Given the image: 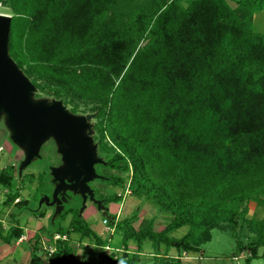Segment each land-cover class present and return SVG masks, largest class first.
Instances as JSON below:
<instances>
[{"label": "trees", "instance_id": "obj_1", "mask_svg": "<svg viewBox=\"0 0 264 264\" xmlns=\"http://www.w3.org/2000/svg\"><path fill=\"white\" fill-rule=\"evenodd\" d=\"M0 6L11 16L9 56L37 89L34 98L95 115L97 156L116 171L102 181L121 190L109 196L93 190L110 216L102 219L113 229L108 237L78 216V206L66 205L67 228L51 232L47 247L42 228L35 232L23 244L26 264H184L221 224L238 244L246 238L238 245L245 264L264 261V34L253 28L264 0H0ZM16 172L11 164L0 169L4 208L26 205L22 184L14 188ZM48 175H27L43 189L38 197L51 192ZM127 196L140 200L132 213L109 214L107 206ZM145 202L170 215L162 230L154 228L156 216L134 227ZM250 202L256 209L248 218ZM184 227L183 236H171ZM23 236V227L6 228L0 218L2 244ZM77 248L94 261L76 259Z\"/></svg>", "mask_w": 264, "mask_h": 264}, {"label": "water", "instance_id": "obj_2", "mask_svg": "<svg viewBox=\"0 0 264 264\" xmlns=\"http://www.w3.org/2000/svg\"><path fill=\"white\" fill-rule=\"evenodd\" d=\"M10 21V15L0 14V119L5 121L12 143L23 152L18 174L41 158L42 145L52 139L60 165L49 167L51 184L55 187L51 197H41L39 207L42 203L54 207L55 217L63 211L69 192L82 199L79 216L88 198L102 217L110 218L89 187L92 181L104 178L95 171L96 165H105L97 156V145L93 141L91 121L95 115H75L60 100L34 98L37 89L8 53Z\"/></svg>", "mask_w": 264, "mask_h": 264}, {"label": "rangeland", "instance_id": "obj_3", "mask_svg": "<svg viewBox=\"0 0 264 264\" xmlns=\"http://www.w3.org/2000/svg\"><path fill=\"white\" fill-rule=\"evenodd\" d=\"M230 5L234 6L233 3H230ZM8 13V9L0 6V14L8 15ZM253 28L256 32L264 34V10L261 13L255 14ZM52 142L54 143L52 139H49L42 145L39 152L40 155H42L41 158L33 161L30 166L23 170L22 181H20V178L18 177V172H16V175L18 174V176L14 180V188H17L19 184H22L24 190H21L20 198L26 201V205L4 208L2 203L6 197L5 193L3 192L5 190L0 187V218L3 220L4 226L9 228L15 224H19L20 227L24 228V236L20 240L14 242L12 245L7 246L0 242V264H26L29 260L30 253L29 251L25 250L23 244H26L28 239H30L35 232H39V230L42 228L44 231L41 235L42 246L47 247V241L50 238L51 232L57 231L58 229L62 231L67 228L70 223V215L64 218L61 216V212L60 214H57L55 217H53L55 208L48 207L45 203H43V206L39 207V200L41 197H38L36 193H39L40 195L43 189L36 188L38 185L36 180H34L33 183H29V181L26 180L28 179L27 175L29 174H33V176L37 177L38 174L45 173L46 177H49L48 170L49 166H51L50 164L55 165L59 161L55 153L56 146H53ZM0 147L2 148V152H0L1 165L4 167L10 164L14 165L18 171L20 162L24 158L23 152H21L19 147L14 145L10 140L9 131L3 118L0 119ZM17 155L18 157H16ZM95 171L97 174H100V176L116 173V171H111L108 167L103 165H96ZM91 186L93 187L92 190L95 189L99 196L114 195L121 191L119 188L108 185V182L102 181V179L94 180L91 182ZM47 189L48 190H45L50 192V184L47 186ZM126 193L129 195V191ZM73 199L75 204L72 205L75 207L78 206V198L74 197ZM139 201L135 197L127 196L120 204H109L107 206L109 209V214H120V217L128 216L136 208ZM90 205V202H87V208L83 214V219L86 220V223L97 234L101 235L103 238L108 237L111 232L105 230L104 225L102 224L103 217L101 212L96 211ZM247 207V217L250 218L256 209L255 203L250 202L248 203ZM64 208L65 210L67 209L66 204H64ZM31 210H35L34 213ZM38 210L40 211L38 212ZM41 212L45 213L44 217H39L38 214ZM10 213L14 214V216L11 218L9 217ZM260 215L261 214H259V216ZM153 216L157 217L154 225L156 231L162 230L170 218L169 214L158 213L149 203L145 202L138 214L139 220L134 223V227L137 228L143 218H150ZM186 230V227L181 228L177 231H174L171 236L174 238H180L184 235ZM115 238H117V236H115ZM73 242L76 243L75 241ZM239 242L240 243L238 244V241H236V239L233 237L230 227H228L226 224H221L218 228H215L211 231L210 240L202 244L200 247L202 251L201 253L185 255L182 258V261L184 264H245L244 258L246 257V252L243 251L241 254H239L238 245L245 244L246 238L242 236ZM147 248L148 247L146 246L145 249ZM131 249H135L134 246H131ZM147 251L145 250V252ZM169 254L174 256L176 255V252L172 249ZM75 256L76 259L84 258V260L89 262L94 261L93 255L87 253L83 254V251L80 248H77ZM251 264H264V261L262 258H255L252 260Z\"/></svg>", "mask_w": 264, "mask_h": 264}, {"label": "flooded vegetation", "instance_id": "obj_4", "mask_svg": "<svg viewBox=\"0 0 264 264\" xmlns=\"http://www.w3.org/2000/svg\"><path fill=\"white\" fill-rule=\"evenodd\" d=\"M58 165H60V156H59V163L58 164H56L55 166H58ZM50 167V166H49ZM50 174V173H49ZM99 176H100V174H98ZM96 180H99V179H96ZM51 181H52V178L50 177V180H49V184H50V186H51V192L50 193H48V194H43L42 196H49V197H51V193H52V191H53V189H54V187H55V185L54 184H51ZM93 182V181H92ZM89 187L91 188V189H93V187L91 186V183H89ZM41 196V197H42ZM67 203H65L66 205H74L75 203L73 202L74 201V197H77L78 198V209L80 210V208H81V206H82V199H81V197L80 196H73L71 193H69V192H67ZM96 200H98V201H101V199H98V198H96V197H94ZM49 201H51V199L49 200ZM87 202H90L89 200H88V198H87V200H86V205H87ZM102 202V201H101ZM90 206L91 207H93L95 210H96V205H94L92 202H90ZM41 206H43V203H42V205ZM63 206H64V204H63ZM102 206L104 207V208H106L103 204H102ZM54 208V207H53ZM86 208H87V206L84 208V210H83V212H82V215L81 216H83V214H84V212H85V210H86ZM107 209V208H106ZM97 211V210H96ZM101 212V211H100ZM78 213H79V211H78ZM79 216V215H78Z\"/></svg>", "mask_w": 264, "mask_h": 264}, {"label": "built area", "instance_id": "obj_5", "mask_svg": "<svg viewBox=\"0 0 264 264\" xmlns=\"http://www.w3.org/2000/svg\"><path fill=\"white\" fill-rule=\"evenodd\" d=\"M0 150H2V148H0ZM102 224L104 225V228L106 231L113 232V229L111 227L107 226V223L105 220L102 221ZM58 238H59L58 236H55L54 240H56ZM62 239H64V238H62Z\"/></svg>", "mask_w": 264, "mask_h": 264}, {"label": "crops", "instance_id": "obj_6", "mask_svg": "<svg viewBox=\"0 0 264 264\" xmlns=\"http://www.w3.org/2000/svg\"><path fill=\"white\" fill-rule=\"evenodd\" d=\"M1 148V147H0ZM21 151V150H20ZM0 152H2V150H0ZM22 152V151H21ZM19 155V154H18ZM18 155L16 156V157H18ZM2 168H4V166L3 165H1V163H0V169H2ZM18 172V171H17ZM4 193H5V195H6V190L5 191H3ZM12 207V206H11ZM11 214V213H10Z\"/></svg>", "mask_w": 264, "mask_h": 264}]
</instances>
